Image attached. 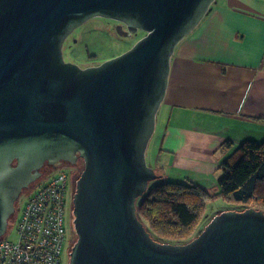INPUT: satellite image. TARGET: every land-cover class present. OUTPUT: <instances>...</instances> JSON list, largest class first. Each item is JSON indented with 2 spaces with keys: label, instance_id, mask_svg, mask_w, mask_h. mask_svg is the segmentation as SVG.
<instances>
[{
  "label": "water",
  "instance_id": "95a60500",
  "mask_svg": "<svg viewBox=\"0 0 264 264\" xmlns=\"http://www.w3.org/2000/svg\"><path fill=\"white\" fill-rule=\"evenodd\" d=\"M215 2L0 0V240L45 163L81 158L70 264H264L263 210L222 212L183 244L155 240L138 216L162 178L147 150L172 57ZM95 17L146 35L101 65L66 62L65 41Z\"/></svg>",
  "mask_w": 264,
  "mask_h": 264
},
{
  "label": "crops",
  "instance_id": "0c3cea01",
  "mask_svg": "<svg viewBox=\"0 0 264 264\" xmlns=\"http://www.w3.org/2000/svg\"><path fill=\"white\" fill-rule=\"evenodd\" d=\"M246 141L264 142V0H216L172 57L151 167L216 192Z\"/></svg>",
  "mask_w": 264,
  "mask_h": 264
},
{
  "label": "trees",
  "instance_id": "16d2710c",
  "mask_svg": "<svg viewBox=\"0 0 264 264\" xmlns=\"http://www.w3.org/2000/svg\"><path fill=\"white\" fill-rule=\"evenodd\" d=\"M229 147L228 143L224 146ZM221 172L214 195L194 184L167 182L163 178L151 182L138 200L137 209L152 237L173 244L193 240L210 202L216 198L242 206V210L252 207L264 211V142L243 143L221 165Z\"/></svg>",
  "mask_w": 264,
  "mask_h": 264
},
{
  "label": "built area",
  "instance_id": "2783aa9c",
  "mask_svg": "<svg viewBox=\"0 0 264 264\" xmlns=\"http://www.w3.org/2000/svg\"><path fill=\"white\" fill-rule=\"evenodd\" d=\"M64 169L29 195L16 221L18 239L0 240V264H62L66 212L74 195L72 178Z\"/></svg>",
  "mask_w": 264,
  "mask_h": 264
},
{
  "label": "rangeland",
  "instance_id": "374dc122",
  "mask_svg": "<svg viewBox=\"0 0 264 264\" xmlns=\"http://www.w3.org/2000/svg\"><path fill=\"white\" fill-rule=\"evenodd\" d=\"M119 25H121L120 22L109 18L95 17L90 19L82 26L78 27L65 41L63 48L65 61L77 64L82 68L98 66L128 52L146 35L145 32L139 31L137 34L130 37L121 36L117 31ZM152 152L153 144H151L147 150V162L150 166L153 162ZM64 170L71 176V169L65 168ZM56 173L57 172H54L52 175ZM49 180L50 176L40 179L36 187L48 183ZM209 193L214 195L216 192L210 191ZM28 198L29 196L24 195L17 203L18 210L14 218L10 220L11 227H9L10 230H8L9 232L5 236V238L10 241H16L18 239L16 221L20 215L21 207ZM242 209V206L231 205L223 199L216 198L212 200L208 206L203 224L199 227L196 235L198 236L200 231H202L218 214L230 210L241 211ZM65 227L67 235L63 248L62 264H70L71 249L77 240L74 218L71 216V208L66 212Z\"/></svg>",
  "mask_w": 264,
  "mask_h": 264
},
{
  "label": "flooded vegetation",
  "instance_id": "af4514ba",
  "mask_svg": "<svg viewBox=\"0 0 264 264\" xmlns=\"http://www.w3.org/2000/svg\"><path fill=\"white\" fill-rule=\"evenodd\" d=\"M125 29H127L126 26H124ZM83 164L84 161L80 158L76 164H71L68 162H59L55 165H51L48 162L45 163V165L40 169V172L42 174V176L35 181L34 183L30 184V186L27 189H24L21 196L19 197L17 203L20 201L21 197L24 195L29 196L30 194H32V192L37 188V182L47 176H51L54 172L58 171V169L60 168H68L71 169V178H72V188L75 194L76 191V186H77V181L80 178L82 172H83ZM74 197V195H73ZM17 203H16V209H17ZM72 209V213H73V203L71 206ZM18 210V209H17ZM74 218V217H73Z\"/></svg>",
  "mask_w": 264,
  "mask_h": 264
}]
</instances>
